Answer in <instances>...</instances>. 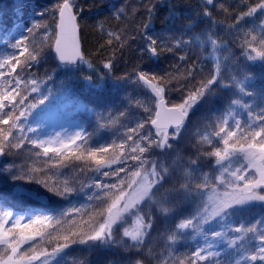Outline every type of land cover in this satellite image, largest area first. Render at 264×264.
Masks as SVG:
<instances>
[{
    "label": "trees",
    "instance_id": "1",
    "mask_svg": "<svg viewBox=\"0 0 264 264\" xmlns=\"http://www.w3.org/2000/svg\"><path fill=\"white\" fill-rule=\"evenodd\" d=\"M65 1L75 66L53 52ZM140 76L191 107L179 140L151 128ZM48 118L80 139L47 146ZM251 147L264 153V0H0V264H264V204L217 206L257 180ZM146 167L157 178L136 216L151 228L97 237Z\"/></svg>",
    "mask_w": 264,
    "mask_h": 264
},
{
    "label": "rangeland",
    "instance_id": "2",
    "mask_svg": "<svg viewBox=\"0 0 264 264\" xmlns=\"http://www.w3.org/2000/svg\"><path fill=\"white\" fill-rule=\"evenodd\" d=\"M38 128L43 129V141L50 147H70L81 136V133L76 128L58 125L51 118L42 119L38 123ZM245 151L246 158L249 159V162L256 170L257 180L251 184L242 186L236 191L224 194L217 201V206L221 210H227L233 206H246L254 202L264 204V153L255 147H251ZM156 173L153 168L146 167L137 174L133 188L114 203L105 224L100 227L97 237L103 238L106 235H110L116 229H121V225L125 226L122 227V230L127 229L130 237H137L139 230L142 229V225L135 218L136 204L141 202L150 193L154 186L152 179L157 178Z\"/></svg>",
    "mask_w": 264,
    "mask_h": 264
},
{
    "label": "water",
    "instance_id": "3",
    "mask_svg": "<svg viewBox=\"0 0 264 264\" xmlns=\"http://www.w3.org/2000/svg\"><path fill=\"white\" fill-rule=\"evenodd\" d=\"M53 49L58 62L62 65L75 66L83 59L77 16L68 1L61 5L59 11ZM139 79L157 101L155 119L151 123V128L170 130L180 123L184 118L185 111L178 106H169L162 93L151 80L143 76H140Z\"/></svg>",
    "mask_w": 264,
    "mask_h": 264
},
{
    "label": "clouds",
    "instance_id": "4",
    "mask_svg": "<svg viewBox=\"0 0 264 264\" xmlns=\"http://www.w3.org/2000/svg\"><path fill=\"white\" fill-rule=\"evenodd\" d=\"M190 113H191V107H189L188 111L185 113L183 120L169 130V133H168L169 137L174 138L176 140H179V138L181 136V133H182V130L185 127L186 122L188 120V115ZM9 143H11V141H9ZM166 143H167L166 140H162L159 143H155V146L157 148L163 149L166 146ZM17 144H19V141H17ZM15 146L16 145H13V147H15ZM167 146L171 147V145H167ZM5 148H7V145H5ZM74 190H75L74 188H65L64 191L58 192L57 194L63 196V195H65V193L72 192ZM149 199H150V197H149ZM141 203H143V202H141ZM135 218L136 219H144L145 220V228L146 229H150L151 228V226H152V217L145 218V217L137 215ZM85 235L86 234H80L79 237L77 238V235L75 233H73V236L71 238L65 237V239L66 240H71V242H73V243L77 242V239H78V241L80 243H85V239H84ZM127 235H128V231H127V229H124L123 230V236H127ZM18 236H19V234L14 232L13 236L11 238L12 239H18ZM66 246H67L66 244L60 245V247H66ZM34 251H35V249L32 248V247L21 248V249H19V251L16 252V254L17 255H32L34 253ZM138 264H139V262H138Z\"/></svg>",
    "mask_w": 264,
    "mask_h": 264
}]
</instances>
